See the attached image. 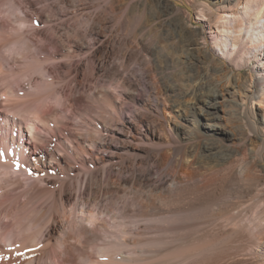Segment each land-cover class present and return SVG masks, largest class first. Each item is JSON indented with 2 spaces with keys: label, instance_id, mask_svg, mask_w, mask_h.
Segmentation results:
<instances>
[{
  "label": "bare ground",
  "instance_id": "bare-ground-1",
  "mask_svg": "<svg viewBox=\"0 0 264 264\" xmlns=\"http://www.w3.org/2000/svg\"><path fill=\"white\" fill-rule=\"evenodd\" d=\"M104 1V5L96 7L94 16L86 21L89 31L94 32L93 51L86 53L85 58L89 72L74 68L72 79L60 95L67 113L80 110L81 117L89 122L93 128L91 131L98 136H92V133L88 136L68 133L71 137L69 145H60L62 151L68 154L66 157L55 149L38 150L36 143L49 140L41 133L43 128L57 136L54 132L66 120H63L65 116L62 119L55 110L49 113L50 110L37 114V120L29 123L31 136L24 141L26 151L22 161L1 163L0 173L1 176L14 175L18 180L22 179L20 189L22 186L26 188L21 193L22 197L29 193V185L44 183L49 187H40L34 193L36 197L49 194L47 213L41 215V220L46 219L45 230L42 229L40 236L29 241L36 244L33 248L32 243H25L28 237L23 241L11 233H5L3 228L7 230V224L3 225L0 264H19L25 252H30L29 262L25 264H264V212L259 210L260 215H256L258 211L249 215L246 210H252V201V204L248 200L247 205L242 206L237 203L230 205L225 199L226 194L243 198L252 191L253 183L249 175L256 158L253 163L244 159L242 164L228 166L221 179L219 175L207 177L201 172L204 165L201 157L220 165L228 154L212 152L210 142L203 144L202 148V143L197 142L192 152L185 151L178 137L172 134L173 127L167 118V114L173 119L177 118L175 108H183L181 100L177 106H172L167 100V95L174 93L176 88L163 90L151 86L156 89V102L152 103L150 99L138 95L137 84L123 74L133 55L108 50L113 60L115 56L121 60L118 65L111 66L107 64L108 54L97 56V52L103 53L107 42L105 36L98 34L103 27L102 17L120 8V0ZM156 1L164 10H155L151 21L160 27L157 28L161 31V38L175 40L180 52L187 57L188 73L181 81L188 87L184 95L192 97L195 103H203L206 106L204 113L217 118L213 114L221 93L217 87L201 81L199 71L194 73V60L201 57L206 66L210 65L217 72H226L227 82L236 71L244 68L247 72L242 84L245 97L232 105L233 112L236 110L240 116L245 113L249 117L252 136L264 146V0H235L233 5H217L214 17H208L199 30L192 29L188 10L179 9L174 2ZM243 2V9L238 12V6ZM32 21L37 24L35 19ZM74 34L79 36L77 31ZM41 37L53 47L51 53L58 58L56 61H61L60 46L51 36L41 34ZM212 45L219 48L226 61L220 55L216 56ZM147 55V63L157 70L151 54ZM62 58L64 60L65 57ZM102 73L110 79L109 83L100 88L93 87L95 103L82 105L83 98L75 94L77 88L84 78L93 80ZM196 81L197 85L192 86L191 83ZM124 104L131 106V114L125 112ZM155 110L164 119L167 140L155 133L156 123L149 119ZM11 120V124L16 125L15 120ZM40 124L43 128H40ZM209 126L212 131L207 130L208 135L224 133L215 121ZM104 133L109 136L108 139L103 138ZM115 139H122L123 145L113 143ZM73 147H76L75 150ZM168 149L173 153L172 158L166 156ZM71 157L80 159L86 169L82 175L75 173L77 170ZM165 160L169 161L167 165ZM149 162H153L155 168L149 165L145 167L144 164ZM127 165H132L134 169L131 174L123 175ZM104 200L110 203L104 206ZM202 206L211 207V211L198 218L192 226H185L190 229L195 227L193 232L186 238L174 237L172 220L182 212ZM35 223L37 220L32 225ZM44 243L50 248L45 251L40 248L37 252L39 246L35 247ZM30 244L32 249L29 248Z\"/></svg>",
  "mask_w": 264,
  "mask_h": 264
},
{
  "label": "rangeland",
  "instance_id": "rangeland-1",
  "mask_svg": "<svg viewBox=\"0 0 264 264\" xmlns=\"http://www.w3.org/2000/svg\"><path fill=\"white\" fill-rule=\"evenodd\" d=\"M161 1L166 3L174 2L179 9L183 11L188 10L193 26L192 29L194 30L201 29L204 26L203 22H207L206 19L208 17H214V14L217 12V5H233L235 2V0ZM104 2V0H0V110L3 111L0 113V164L11 160L22 161L26 151L24 141L31 136L29 123L35 122L37 114L39 115L41 112L48 113L51 110L49 112L51 113L55 110L58 113V117H62L63 119V116H65L67 118L64 117L63 120H66L54 132L55 134L57 133V136L47 133L42 125H39L40 128H43L41 129V133L46 135L49 140H45L44 142L42 140L41 142L36 141L38 150L55 149L60 153H64L67 157L68 154L62 151L60 145H69L71 137H69L68 133L73 135L82 134L84 136L92 133V136H98V134L91 131L93 128L89 126V122L81 117L79 114L80 110L71 114L67 113L65 105L61 103L60 95L72 79L74 68L78 67L84 73L89 72L88 63L85 61V58L89 51V53L93 51L94 32L91 33L89 31L86 21L94 16L96 7L103 6ZM244 4L243 2L238 6V12L242 11ZM119 6L120 8L113 14L102 17L103 27L98 30V34L103 37L105 36L107 42L102 50L104 54L97 52V56L107 55L108 50L128 52L133 55L132 59L127 63V70L123 74L137 84V94L145 99H150L152 103L156 102L154 96L156 89L151 88V86H158L163 90H166L167 87L176 88L174 92L176 94L169 93L167 100L172 106H177V103L181 100L183 108L181 106L175 108L174 112L177 118L173 119L168 114L167 118L169 124L173 127L172 134L178 137L180 144L185 147V151L192 152L197 142L199 144L202 143L200 144L201 148L203 144L210 142L212 152L228 154L220 165L207 161V159L205 161L203 157L200 158L204 163L201 172L206 174L207 177H217L219 175L218 178L221 179L224 173L228 171V166L242 164L244 159L253 163L255 157L254 168L250 171L249 175L253 183L252 191L245 194L243 198L242 196L226 194L225 199L230 205L237 203L236 205L241 204L244 206L248 202L249 204L253 202L255 206L252 204V210H248L247 208V213L250 215L258 211L256 215H260L261 212H264V146L260 144L257 138L255 139L252 136V132L249 130V117L245 113L240 116L236 110L233 112L232 108V105L245 97V93H243L245 90L242 84L247 77L246 70L241 68L236 71V74L232 75V78L227 82L226 72H217L210 65L206 66L201 57L194 58V73L196 70L199 71L202 76H200L202 79L200 80L217 87L221 93L217 98V108L213 114L217 118L207 115L204 113L206 106L203 103H195L192 97L184 95V91L188 87L184 86L183 83L181 84V81L184 80L188 73L186 65L187 57L180 52L179 45L175 40L161 38V31L158 29L160 27L151 21L152 14L156 11L164 10V7L156 0H120ZM20 17L22 20H20ZM33 19L37 21L38 25L32 21ZM74 31H77L79 36H76ZM16 34H18V39ZM41 34L51 36L50 38L60 46L61 61H56L58 58L54 57L51 53L53 47L48 41L42 39ZM13 39L17 40L11 41ZM212 49L216 52V56H221L220 50L216 45H212ZM67 52L72 56L70 57ZM147 53L151 54L152 60L157 65V70L154 65L149 62L147 63ZM62 56L65 57L64 60ZM109 56L110 54L107 57V64L110 63L108 66L118 65L119 61H121L116 56L114 60L113 55ZM53 57L54 59H52ZM222 60L226 61L223 57ZM109 81L110 79L106 78L103 73L96 76L93 80H85L84 78L83 84L79 85L75 94L83 98L82 105L85 103L90 104L91 102L95 103L96 97L92 96V89L97 86L100 88L103 85H107ZM197 83L198 81L193 82V84L191 83V85L196 86ZM249 104L248 98L247 105ZM124 105L129 109L125 108V112L131 114V106L129 105L130 107H128V104ZM92 111L93 109H91ZM92 114L95 115V112H92ZM11 118L15 120L16 125L11 124L13 122ZM49 119L53 120L51 117ZM149 119L156 123L155 133L162 135L163 139L167 140L164 119L159 111L155 110ZM214 121L220 125L219 129L224 133L214 136L208 135L207 130L212 131L209 124H212ZM102 136L106 139L109 137L106 133ZM122 141V139H115L112 142L123 145L124 141ZM131 143L133 145V142ZM75 148L73 147L74 150ZM167 154L168 158L173 157L170 149L167 150ZM71 159L75 171L77 170L75 173L82 175L86 169L82 166L80 159H74V157H71ZM88 160H91V157H88ZM169 161L165 160V165ZM144 165L145 167L149 165L155 168L153 162ZM133 169L132 165H127L122 174L129 175ZM1 177L3 178L2 180L0 179V188L3 191L0 190V234L3 232L1 227L7 224V230L3 228L5 233H11L19 239L24 238L26 240L28 237L25 243L29 245V243H32L29 241L33 237L40 236L43 233L42 229L45 230L46 219L44 217L46 214L44 213L43 216L44 221L41 220V215L48 210V202L50 200L48 193L40 197H36L34 193L40 187H49L44 183L42 185H29V193L22 197L21 193L26 189L23 186L20 189L19 184L23 182L21 181L22 179L18 180L14 175ZM74 178L76 179V177ZM109 203V200L102 201V205L104 206ZM260 204L262 205L261 207ZM18 206L19 208H16ZM253 206L258 209H254ZM210 211L211 207L202 206L196 210L192 209L178 214L176 218L174 217L175 219L173 218L175 221L172 220L171 223V228H175L173 236L178 237V239L181 237L186 238L187 235L193 232L195 227H191V229L187 227L188 230L185 226L190 224L192 226L198 218L206 216ZM34 220H37L38 225L36 223L34 224L36 226L32 225ZM30 225L33 227L30 228ZM19 233L22 235L20 236ZM106 238L109 239L110 237L106 236ZM1 243L3 242L0 239ZM45 244L37 245L35 249L38 246L39 249H36V251H40V248L44 251L49 249L50 246ZM35 245V243L34 245L32 243V247ZM29 248L32 249L31 244ZM35 249L33 250L35 251ZM22 254L19 264L29 262L30 252L29 254L27 252Z\"/></svg>",
  "mask_w": 264,
  "mask_h": 264
}]
</instances>
